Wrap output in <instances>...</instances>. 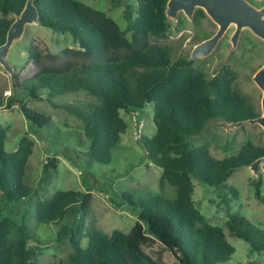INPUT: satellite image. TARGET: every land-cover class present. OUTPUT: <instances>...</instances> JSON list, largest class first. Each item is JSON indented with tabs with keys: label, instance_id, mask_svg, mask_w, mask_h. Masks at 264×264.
<instances>
[{
	"label": "trees",
	"instance_id": "obj_1",
	"mask_svg": "<svg viewBox=\"0 0 264 264\" xmlns=\"http://www.w3.org/2000/svg\"><path fill=\"white\" fill-rule=\"evenodd\" d=\"M25 1L0 0V45L13 21L8 15L19 13ZM166 2L136 0L134 12L129 6L125 9L126 25L121 28L106 13L80 0L34 1L39 24L56 33L71 34L77 47L50 53L30 43L27 52L32 73L15 81L13 92L5 103L0 101V108L17 105L27 121L44 129L51 118L29 108L23 92L39 99L40 90L45 89L44 97L49 100L83 89L93 101L50 103L83 122L77 137L85 152L76 153L77 157L87 163L107 164L126 129L120 112L151 103L155 133L139 136V143L148 163L161 169L159 187L169 185L175 191L172 198L126 191L110 195L113 205H128L137 211L129 231L115 229L110 234L87 221L90 189L57 190L50 198L37 199L35 219L40 223H60L70 215L55 241L68 237L71 251L60 262L46 264H167L163 254L176 264L227 261L234 248L223 229L208 223L195 207L192 178L227 191L222 202L227 208L229 233L246 242L252 251L264 252V230L240 214L229 213L228 202L238 198V190L226 184L234 170L264 156V146L246 142L235 155L216 159L206 146L193 147L189 142L211 120L237 122L260 112L233 88L235 74L229 66L223 65L208 80L187 57L173 58L166 46L152 41L168 30ZM198 11L203 15L201 9ZM63 57L66 59L60 65H47ZM5 139L6 129L0 124V201L16 202L36 193L35 187L24 182L34 142L24 135L14 151L6 152ZM50 168H56L53 157L44 164L45 172ZM258 183L254 185L255 195L261 198ZM85 237L87 245L82 247ZM40 244L25 221L0 218V264H36Z\"/></svg>",
	"mask_w": 264,
	"mask_h": 264
},
{
	"label": "rangeland",
	"instance_id": "obj_2",
	"mask_svg": "<svg viewBox=\"0 0 264 264\" xmlns=\"http://www.w3.org/2000/svg\"><path fill=\"white\" fill-rule=\"evenodd\" d=\"M93 8L99 9L111 17L119 27L124 28L126 21L123 14L127 6L132 12L136 9V0H80ZM256 7H263L264 0H247ZM200 8H196L193 19L179 11L177 19L167 18L168 30L165 35L153 38L152 41L166 46L173 58L189 57L193 47L212 36L218 26ZM1 16V14H0ZM135 16V15H133ZM8 17L14 19L13 14ZM235 25L231 24L218 40L214 49L203 57L191 60V65L201 70L206 79L218 74L223 65L234 72L233 88L247 99L261 113L262 91L253 81V75L264 64V41L249 29L243 28L237 44L231 46L230 36ZM129 37L130 34L126 33ZM33 44L43 52L56 53L64 48H76L71 34L56 33L39 23L27 24L20 39L10 47L7 59L15 68L14 76L0 65V101L13 92L14 83L32 73L28 61V47ZM66 59L47 62L48 66H58ZM70 59V58H69ZM72 59V58H71ZM17 76V77H16ZM42 98L32 99L26 92L22 96L26 105L51 118L48 128L38 129L27 121L17 105L12 109L0 108V124L6 129L4 149L14 151L20 139L27 135L34 142L32 154L28 158L24 182L36 188L29 198L16 202L0 201V218L11 217L17 222L25 221L30 233L40 240L37 249L36 264L60 262L71 251L68 237L56 242V233L63 223L70 220L68 214L60 223H40L35 219V201L50 198L57 190L90 189L92 199L87 221L103 233L113 230L129 231L137 217V211L128 205H113L109 196L126 191L133 194L160 193L168 198L175 195L174 188L165 185L159 187L158 177L161 169L149 164L139 143V136L151 137L155 133L153 107L151 103L142 108H130L120 112L126 123L125 131L111 151V160L107 164L96 161L87 163L77 157L85 149L78 144V131L82 132L83 122L62 109L51 106L54 103H84L93 101L83 89L58 94L47 100L46 90H40ZM221 120L209 121L204 130L189 139L191 146L204 145L216 159L235 155L246 142L255 146H264V129L259 124L245 122L241 126L228 129ZM53 157L55 169L44 171V164ZM259 182L261 198L255 195V183ZM192 200L195 207L205 216L208 223L223 229L227 241L233 246L230 258L220 264H264V252L252 251L242 239L231 235L226 228L228 221L227 208L222 202L227 191L222 187L211 186L192 178ZM226 184L238 190V198L229 201V213L240 214L253 225L264 230V173L255 175L244 166L234 170ZM108 192L105 194L103 192ZM230 197V196H228ZM33 243V241H30ZM87 238L81 246L86 247ZM162 260L167 264H176L175 260L163 254Z\"/></svg>",
	"mask_w": 264,
	"mask_h": 264
},
{
	"label": "water",
	"instance_id": "obj_3",
	"mask_svg": "<svg viewBox=\"0 0 264 264\" xmlns=\"http://www.w3.org/2000/svg\"><path fill=\"white\" fill-rule=\"evenodd\" d=\"M34 1L26 0L23 9L14 14L5 41L0 45V65L11 78L14 76L15 68L8 62L7 56L12 43L21 38L27 24L39 23V12ZM196 8L202 9L217 24L218 28L212 36L193 47L188 57L189 61L209 54L231 24L235 25L234 32L230 36L232 47L236 46L243 28L249 29L264 41V6L258 8L247 0H167L165 16L176 20L178 12L182 11L188 19L192 20ZM253 81L262 91L261 113L254 118L243 121H223L224 127L231 129L247 122L259 124L264 129V64L253 75ZM246 167L255 175H258L261 171L264 173V156L256 158Z\"/></svg>",
	"mask_w": 264,
	"mask_h": 264
}]
</instances>
